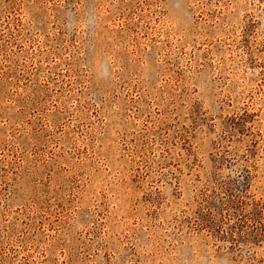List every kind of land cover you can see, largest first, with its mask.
<instances>
[{
    "label": "rangeland",
    "instance_id": "obj_1",
    "mask_svg": "<svg viewBox=\"0 0 264 264\" xmlns=\"http://www.w3.org/2000/svg\"><path fill=\"white\" fill-rule=\"evenodd\" d=\"M0 264H264V0H0Z\"/></svg>",
    "mask_w": 264,
    "mask_h": 264
}]
</instances>
